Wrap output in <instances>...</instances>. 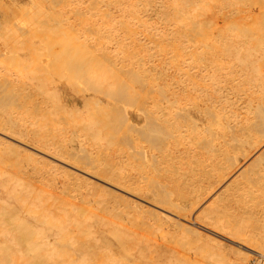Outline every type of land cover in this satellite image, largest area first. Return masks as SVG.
Masks as SVG:
<instances>
[{
	"label": "bare ground",
	"instance_id": "bare-ground-1",
	"mask_svg": "<svg viewBox=\"0 0 264 264\" xmlns=\"http://www.w3.org/2000/svg\"><path fill=\"white\" fill-rule=\"evenodd\" d=\"M55 1L58 2L60 0H55ZM65 1L66 0H64V1L61 0L60 2H58L57 3L58 8L55 5L56 6L55 9L57 8V10L59 11L60 10L59 7L64 6V5L66 8L67 6H66ZM103 1L104 2L102 4V6H100L102 3V2L99 3L100 0H90L89 1L90 7L95 8V6H96V10L94 8H91L92 10L90 9V11L94 10L95 12L94 11L93 12L88 11L89 13L85 12L84 14H86V15H84L82 17H79V13L81 15L82 12H84V10L80 11V9H79V11H78L79 13L75 12L76 14L78 13V17H79V18H77L79 20L78 22L82 23V27L84 29H85V27H87L88 30L86 29V31L89 32L91 30L90 33L91 32L95 33V32H97V30H99V28H95V17H96V15L99 14L100 16H102L101 19H103V20L105 19V21H104L105 26L102 25L103 29H104L103 31H105L103 33H105V34L101 33L99 36V40L109 37V36H107L108 35L107 32L110 30L108 25L110 23H112L111 21L116 20L118 23V20L120 19L119 22H123V21H121L122 16L123 17L128 16L129 18L133 17V19H135L134 17L138 18L137 16H139V18H140V14H138V11L141 8H144L146 6L150 7V8L151 7L152 8L158 7L157 8L158 11L156 10V12H158V14H159L158 17L167 18V19H170L171 21L174 20L176 22L181 23L178 27L189 28L188 31L191 34L187 40V45H184V46L186 48L189 47L190 50H189V53L185 52V54H190L193 57H196L204 66H210L211 64H213L217 68V70H218V68L227 69L229 71V75H231L232 79L236 81L234 84L235 90L233 92V97L231 99H227L226 97L224 98V96H221L220 97L221 101H219L220 102L219 106H215L218 102V100L216 101V98H218V91H219L218 86L223 81V77H222L221 73L217 70L212 72V74L210 76L209 83L203 84V85L194 84L195 82L192 83V80H194L195 75L188 74L186 71H184L185 79L182 80L180 83V87H181L180 92H181V94L184 95V98H185L183 103L180 101L179 102L176 101L177 100L176 98L170 97L173 94L172 91L169 88H166V86H162V84L164 83L163 74L161 77L162 79H160V80H157L158 79L157 77L159 75L157 77H155L156 76L155 75L154 76L155 79L157 78L155 81L154 77H152V75L154 73H152V75L150 76L151 77L150 79H152L154 82L152 80L149 81V78H148L149 76L146 73L147 69L144 66L145 63H143L142 61H141L143 63L142 65L137 64V66H132L131 69H134L136 67L141 68L140 69L141 73H138V72H135V73H138V75L136 74L138 77L140 76V74L143 75V73H144V76H141L140 79L137 77L138 79H136L135 82H134V80H135L134 77L136 75H133V74H132V76H134L133 80H132V77H130L131 75L127 76L128 78L129 77L131 78V79H129L130 81L128 83L125 82V80L122 78H121V80H119V82L122 83V85H120L119 88H122L123 85H124V87H127V85L129 84L128 85L129 88L127 87V90L129 89V92L134 90V88H131V85L134 87L133 84H135V83H137V85H138V84H142V82H144V81H145V83L147 82L146 84H142V86H141L142 88L141 87L139 88L140 85L137 87V88H139V91H138V89H135L133 91V93L132 92L129 93L126 91L129 95L131 94L130 95L131 97L128 98L130 102H131V100H133V99H131L132 96L134 97V95L138 94V92H140L141 89H142L141 92L144 91L142 98H140L139 100H138V98H136L137 100H134L135 102L134 101L132 102V103H135L134 104L135 106H137L134 109V114H135L136 118L138 119V121H139V119L141 120V123L136 122V124L137 125L141 124V126L144 125L145 127L148 126V131L151 132L152 134H156L154 137H157V134L158 135L160 134L155 129L160 125H163L169 131V135L167 136V139L164 140V142H163V145L166 148H168L167 153L165 152V154H167L166 159L163 160V162L167 161V159L170 158L169 162L170 163L172 162L171 164H173V161L175 159H177L176 165H178V167H180L179 164L181 162L184 163L183 161H185V160H182L184 158L183 155H185V156L187 155L186 157L191 155V156H189L190 158L193 157L192 155H197V157L199 156L200 159L203 158L200 161V159L195 156L199 160L198 163L200 162V164L199 165L197 164L198 168H197L196 164L195 165L192 164L193 166H196L195 170L196 169L197 170L194 173L190 172L193 174L192 176H200L203 180L201 179L199 181V179H197L196 177L195 178L193 177L194 180H193V182L191 181L192 183L191 182L190 183L191 184L194 183L193 184L194 186H192V185L190 186V183H187L188 184L187 187L186 186L183 187L182 185L177 184L176 188L180 189V193H178V194H173L171 191L170 192L169 191L163 192L158 188V186H159L158 184H157V186L156 185L154 186L155 188H152V189L146 188L147 190L146 189L137 190V188H134V190L136 189V192L140 191L139 193L138 192L137 193L141 194V196H138V194L135 192V195H137L135 197H140V198H138L139 200L131 201V200H129V197L127 198V196H126V198L128 199L127 201H129V206H127L128 208L125 207L126 210H124L122 213L120 212V210L116 211L115 213L111 214V216H109V218H107V220H105V219L104 220H98V219L95 220V219H93V217L89 216L90 218L88 217V219L82 221V220H79L80 215H76L75 218L79 222H78V224L76 222L77 228L76 229L74 228V229L77 230V234H79V237L81 238V240H80V239H78L79 237H77V239L75 238L74 233H73L74 235H71L72 232L70 233V230L66 231L67 225L59 224V219L54 218L50 214L45 215V216L40 217V218L39 217L38 218H33V217L29 218L27 216L28 217L27 222L26 221H22V222L11 221L10 220L11 216L14 213L21 211V209L19 211V208L17 207V204L15 203V201L18 202V200L20 198H23L20 201L27 200V198L33 197V194H32V196H30V193L28 191L19 190L15 186L16 183H15V176L14 175H18V174H16V172H13L11 170V172L7 171V173H2L0 171V183L2 184V190H0V240H1L2 244L6 243L7 246H9V248H11V250H8V252H3V251L0 252V256L2 255L0 257V264H64V263L65 264H76V263L77 264L78 263L79 264H88L89 262H85V260L88 259L89 255L92 254L93 251H96V250H99L102 248H105V250H107L106 251L107 254L105 255V258H103L104 262H107V264H137V262L135 260V257H136L135 255L139 251H138V248L136 247V243L133 240L128 239L126 237H123L121 235H119L118 237L113 236V238H112L111 236L104 235V233H108V231L109 232L110 231L122 232L126 228H129L130 224L128 223L127 220H128L130 215H137L138 217L142 218V221L150 220V215H152V216H155V218H158L160 220H164L165 223H169V224H172L176 227L183 228L187 231L191 230L190 232H194V231H192L193 227L188 224V223H190V221L188 222V220L186 218H188L187 217L188 215H191V214H189L191 211L190 209H192L193 206L197 203L195 201H198V199L201 198V196H202V194H200V190L196 189L197 188L196 186H199L200 187L199 189H201V188L204 189L205 186L204 187L200 186V185H203L204 178H206L207 183L210 184V182H211V184H212L214 182V183H216V184H214V186H216L220 181H222L226 177L227 174L232 172L238 165L240 166L241 159H244V160L247 159L248 160L250 158L249 156H252V158H251L252 160H248L250 162L248 163V161H247L248 165H246L243 170L241 169L242 171L240 172V173L250 174V171H251L250 168L252 166H254L256 161L259 160V162H260L262 160L261 157H264V0H103ZM19 2H23V3L17 4ZM62 2H65V4L63 3L64 5H60ZM17 3H15V1H13V0H9V3H6V2L0 0V58H1L0 64L3 65V67L6 69L8 75L10 76V79L9 78L5 79L2 77L0 79V82H2L3 84L1 83L0 85H2L3 88L5 87V91L7 92V94H9L11 92V88H8V87H12V86H16V85L19 86V87H16L19 89L18 91H20L21 90L20 88H22L23 86H25V87L27 86L26 88H28L30 86V88H31L32 85L30 83H29L30 84L29 85L28 82L31 81L33 83L34 79L36 81V79L38 80L39 78L42 80L41 76H43V75H41V76H39V75L40 74L45 75V73H39V71L43 69L42 71H45L46 73H48V74H46L47 78H45V81L43 80L44 82L43 81H41V82L36 81L38 83H35L34 85L37 88H32V89H41V88L43 89L44 88L43 92H46L45 96L46 95L47 96L44 97L42 94L43 92L40 91L41 94L40 93L36 94V92H35V95L31 94V96L33 95L32 96L33 98H31V96L29 94V96L31 98L30 99V98H28L29 96H27V93L25 94V92H23L24 95L22 94V91H24L23 88H25V87L22 88L21 93H19L17 91V89L15 88L17 93L15 90H14L15 94H14V92H11V93L14 96L18 95V96H16L17 98H12V96H10L11 97L10 103L6 104L4 109H2V107L0 106V132H1L0 134H2V132H3L5 137L6 136L8 138L11 137L13 140H15L17 143H19V145H21V144L28 145V146L30 145V147H32L33 149L36 148V150L40 151V153L41 152L43 153L42 150L45 149V151L50 152V154H49L50 156L58 157L57 160H59L62 163L65 160L69 161V159L71 157H78L79 156L78 157V163L75 160V162L77 164H80L79 162H82V164L87 165L89 167V169H91L92 167L99 169L101 162H103V165L108 163V161H106V159H105V161L103 159H101V157L98 154L100 151L97 150L94 153L92 152L93 153L92 154L91 151L88 150L90 153L88 152L85 155L78 154V156H77V153H75V154H73V156L68 157V153L66 154V151L62 150L61 147L58 145V143H59L58 140H57L58 143H56L57 142L55 140L56 137L54 136L56 134L55 131H54L55 134L51 133V134H53L52 135L53 139H51V136H49L51 134L45 135V133L49 129L48 127H46V129H44L45 128L44 124H48V123H45L48 121V117L46 115V120H44V122H43L42 118L45 116L44 114H47V112H45L47 110V108L44 107L45 110L43 109V111H40L39 106H38V109H37V106H35L34 101H37L38 98H36L34 96L38 97V95L39 96L42 95L44 97V99L46 98L45 100L44 99L41 100L43 97L42 98L40 97L41 99L39 100V102L42 101L43 103H45L44 101L47 100V97H49V99L51 98L50 102H49L51 104V106H53V109L51 110V112H53V110L55 113L58 111L56 114L54 112L51 114H55L53 116H56V117L59 114V116H61V118L60 117L59 118L62 121L67 119V118L64 119V116H65L64 113H66L68 115V118H70V116L75 118L73 115L79 114L81 116V118H80V116L79 117L76 116L78 120L85 119V123H84V126L82 127V130H83V134L85 135L87 140L89 138L91 140V141L89 140V142H94V144L101 145L102 144L101 142H103V141L100 140V137L103 135H106V133H107L106 131L114 132L116 130L115 127L118 126V123L115 122L116 121L115 119H112V120H115L114 121L115 125L113 127H112V124L110 122H108V119L110 117L108 115V110L111 107H107L105 105V103L106 102L108 103L109 101H111L114 104V102H116L114 104V106H115L116 104H119V101L122 102L125 100V99L124 100L122 99L123 96L128 97V95H124L125 91H124L123 95H121V97L119 96L122 100H118V98L112 96L113 95V91H112L113 89L112 88L115 84L117 71H120L119 73H122L123 75L126 76V75H128L126 73L128 70L127 71L124 70L123 67H117L115 64H111V63L108 64L107 61L109 58H108V56H105L103 50L100 52H97V53H95V51H94V53H92V52H90V50L88 52L89 48L94 47V44L89 42V39H91V38L88 39V37H90L91 34H90V36H88L86 38L85 34L89 35V33L86 32L84 29H82V27L77 25L78 26V29H77L75 26L73 27V25H70L71 24L70 20L72 19V17L70 19L68 15L74 11L72 8H69L70 6L68 7L69 9L66 8V10H65V11L68 10L67 11L68 14L64 11V13L67 16L62 13L64 10L63 7H60L61 8L60 13L58 11H55V9H54L55 14L51 13L52 11L49 12V13L53 14L54 19H52V17H50V18L47 17L46 15H50V14L49 13L45 14L44 12H42L43 10L41 11V9L35 10L36 13H35V11H33L34 13L31 12L30 17L28 18L30 20H27V22H26L27 24H30V26L29 25L26 26L27 24H25V21L27 19V17H26L27 14L24 13L23 11L26 10V12H27L29 10V8L25 9V7L27 5L24 6L25 4H27V2H25V0H20V1H17ZM31 3H32V5H34L36 7L39 5L41 6V3L39 4V0H31ZM6 4H7V6H6ZM8 4H9V6H8ZM95 4H98L100 7H98V5H95ZM141 4H144L145 6H143ZM123 5H126V7H123ZM140 5H141V7H140ZM40 6L38 8H41ZM20 7H21V9H20ZM77 7L78 6L76 5V8ZM76 8H74V9L76 10ZM115 8L117 10H114ZM18 10H23L21 12H23L24 14L21 13V15H20V12ZM144 10H147V9L144 8ZM147 11H149V8ZM115 12H117L118 14H115ZM41 13H42V15L40 16V20H38L39 16H37V15H40ZM87 13L89 14V17L87 16L88 15ZM153 13H155V10L153 11ZM76 14H73V15H76ZM34 15H35V17H33ZM54 15L56 16V18ZM43 16L44 17L46 16L47 19H52L53 21H56V29H57V30L54 29L55 27H53V28L50 27V29L54 31V34H52L53 32L50 31L49 28L44 29L45 32L48 30L47 34L50 32L49 36L44 32V30H43V32H41V34H46V37L48 36L47 39L49 38L48 39L49 41H48L45 39V36L43 35L44 41L46 40L45 43L43 42L41 36H39L40 34H38L40 32L39 30L41 28H43V25H44L43 24L44 22L42 20ZM148 16H150V15H148ZM24 17H26V18H24ZM117 18H119V19H117ZM45 19L46 18H44V20ZM66 19H68L69 23L66 22ZM106 19L107 20L109 19L110 23L109 22L107 23ZM128 19H127V17H126V20H125V18H123V20H125V21L123 22L124 24L123 23L121 24V26L123 25V27H125L127 25L126 26V33L129 34V33H132V31H130V30H133L134 27L131 25L132 24L131 22H130V24H127ZM133 19H131V20L129 19V20L132 21ZM81 21H84L86 23L81 22ZM116 21H114V22H116ZM37 22H39L40 24L38 23V25H37ZM168 22H169V20H168ZM170 23H172V22H170ZM83 24H86V26H83ZM87 24H88V26H87ZM31 25H33V26L31 27ZM130 25L132 26L133 29H130V27H131ZM44 26H47V25H44ZM53 26H55V25H53ZM89 26H90V28H89ZM36 27H38V28H36ZM79 27L81 28V30H84L85 33H82L79 30L80 29ZM107 28H109L108 31H107ZM182 28H180V29H182ZM166 31H168V30L166 29ZM166 31H165V33L168 36L167 33L169 31L168 32H166ZM133 32H134V30H133ZM175 33H176V31H175ZM163 34L164 33H162V36L164 37L165 34L164 35ZM179 34H181V31L179 32ZM104 35H106V36H104ZM166 35H165V37H166ZM169 36H172V34H169ZM51 37H53V38H51ZM38 38H40V39H38ZM159 38H160V34L156 38L151 37L150 38L151 40H149V42L154 43V39L160 40ZM171 38H174V40H176L177 35L174 37H171ZM164 40H165V38H164ZM168 41L166 40L167 45H169ZM177 42H179V41H177ZM182 44L183 43H181V45ZM185 44H186V42H185ZM126 45L128 46V44H126ZM152 47H156V46H154V45L153 46H146L145 44L131 41L129 43V48H131V50L133 52L130 49L127 50V47H125V48L129 52V54H131V52L133 54L134 53L139 54V52L145 51V50H146V52L147 51L150 52V49L151 50L153 49ZM119 48L123 53L124 52L127 53V51L124 49L123 44H121ZM198 48L201 49V53L196 54L195 51ZM147 49H149V50H147ZM50 51H52V52H50ZM60 53L61 54L65 53V55L63 54L61 56ZM50 54L51 55L57 54L56 56L52 55V58H54L55 62L50 61V60H53L52 58L50 59V56H51ZM140 54H142V53H140ZM174 58H172V59H174ZM178 59H179V57H178ZM48 60H49V62H48ZM183 64H184V62L182 61V64H181L182 67H180V68L185 67V66H183ZM80 65H83V68L84 67L86 68V69H84L85 71L83 70V68L77 67ZM179 65H180V63L178 64V67H179ZM76 67L79 70L81 69L80 71H82L83 74L79 71L80 73H78L76 75V73H75ZM120 68H122V69H120ZM64 72L69 73V74H63V75H65L66 84L68 85L67 91L60 89L56 84V82L61 80L60 77H64V76H62V73H64ZM76 72H78V71H76ZM84 72H85V75H84ZM80 74L84 75V77ZM123 75H119V76L122 77ZM81 76L83 77L85 82H82ZM145 77H146V79L147 78L148 79L143 80V79H145ZM56 78L58 80H56ZM79 78H80V80H79ZM87 78H88V80H87ZM141 78L143 81H141ZM159 78H160V76H159ZM138 80H140L141 83ZM226 80H228V79L226 78ZM49 82H50V84H49ZM4 83H6V84H4ZM40 83H41V85H40ZM123 83H125V84H123ZM130 83H132V84H130ZM191 83H192V85H190ZM14 84H16V85H14ZM76 86H78V88ZM75 87H76L78 93L76 92ZM80 87H82V88H80ZM135 87H136V85H135ZM0 88H2V87H0ZM3 88H2V90H3ZM123 88H122V90L125 89V88L124 89ZM32 89H31L30 93L33 91ZM26 90L27 89H25V91ZM122 90L120 89L119 91L122 92ZM119 91H117V92H119ZM135 91H138V92L136 93ZM206 93H208L209 95L204 96ZM118 94L116 93V95H118ZM77 95L83 104H82V106L78 105L77 107L76 106L74 107V105H76V103L73 104V102H76ZM66 96H70V99L66 98ZM139 96H140V94L136 95V97H139ZM34 98H36V100ZM128 99L126 98L125 101L127 102ZM69 100H70V102L72 101V104H73L72 107L71 106L69 107V104H68ZM209 100H210V102L211 101L215 102L214 105L212 106L213 109L210 111V107H207L206 110L203 111V105H206V102ZM28 102H31V104H33V106L36 107V110L34 109L35 107L32 108L31 105H30V107L27 106ZM43 103H41V104H43ZM49 103H47V104L49 105ZM136 103H137V105H136ZM125 104L123 105V109H125V107H124ZM70 105H71V103H70ZM129 105L130 104L127 105V108ZM130 106H132V109H133L134 106L133 105H130ZM130 106H129V108H130ZM27 107L33 109V111H32V109L31 110L28 109V111L29 110H30V112L35 111V113H34L35 115L32 114V115H34V118L36 117V112H39V111L41 113H43V115H44L42 117V114L41 115H40V113L37 114L41 117V119H40V117L37 118L38 116L36 117V119H38V120L40 119L41 123L43 122V124L39 123L40 121L38 122V125H40V124L42 125V126L41 125L39 126L40 127L39 129L37 128L38 131L35 130L36 128L34 129V127H33V129H34L33 130V132H34L33 136L28 134V131H29L28 129L30 127L32 128V126L35 124H32L31 119H30L31 120L30 123L32 126L29 125L30 123L29 124L27 123V121H29V118L27 119L26 117L30 114L27 111ZM41 107L42 106L40 105V109L42 110ZM118 107H119V105L117 106V108ZM216 107H219V108L216 110ZM120 108H121V106H120ZM24 109H26V111H27V112L25 111L26 113L23 112ZM121 109H120V111H121ZM19 110H21L22 112H19ZM48 111H50V110H48ZM59 111H61V114L62 113L63 114L61 115ZM2 112H4V113H2ZM132 112H133V110H131V109H130V111H128L126 109L124 112H122V117L124 118V120L128 124H132L131 122L133 120L130 117V114L132 115ZM32 115L30 114L29 116H32ZM48 115L50 118L49 112H48ZM56 117L53 118L54 124H56L55 122L57 120L60 121V119L56 118ZM65 117H67V116H65ZM34 118H32V119H34ZM34 121L35 120H33V122ZM51 121H53V120H51ZM51 121H50V123H52ZM75 121H77V120L73 119L72 122L64 121L62 123H64V124L66 123L67 126L70 125L71 123H73V126L68 127V128H74L75 127L74 125H76V124H74ZM117 121H118V119H117ZM67 122H70V123L68 124ZM27 124L29 126H27ZM120 124H121V122L119 123V126L121 128L118 126L116 131H118L119 130L118 128H120V129H122V131L127 133L129 128H126V126H124L125 129H123V125L121 124L122 125L121 126ZM38 125H35V127ZM57 125H58V123H57ZM64 126L65 125L62 124L61 127L62 128L67 127V126H65V127ZM42 127H43V129H42ZM107 127H109V128H107ZM188 127L190 130L194 129V130H198L201 132L204 131L203 132L204 134L196 131L199 134H203L202 138L200 137L196 141H195L194 137L191 139V135L195 136V135H193V133L196 134L193 131L192 134L191 133L189 134L190 137L184 136L185 137L184 139L186 140V144H183L182 142H180L181 135L179 133L181 132V129L184 128L186 130V129H188ZM111 129H113L114 131ZM190 130H189V132H190ZM42 131L44 133H41ZM116 131H115V133H116ZM119 131L121 132V130H119ZM119 131L117 132L118 134L120 133ZM206 131L209 132V135H207L208 133ZM51 132H53V131H51ZM40 133L45 135V141L48 138H49L48 140L51 139V140H53V142L55 140L54 145L56 144V146L52 145L53 144L52 141L50 142L47 140L50 144L52 143L51 145L47 141L46 142L43 141L44 135H40ZM48 133H50V132H48ZM151 133H150V135H152ZM108 134H110V133H108ZM205 134H206V136H204ZM42 136H43V138H42ZM46 136H48V137L46 138ZM198 136L199 135L197 134L196 137H198ZM27 137H28V139H27ZM59 137H60V135H59ZM168 137H170V139H168ZM7 141H8L7 139L5 140V139H2L0 137V162L1 161L2 162L3 161L8 162V161L13 160V158L10 156H8L4 160L1 159V157L4 155V153H6L5 150L2 149L1 147L4 146V144L5 145L8 144ZM8 142H10V141H8ZM175 142H177L179 145ZM106 143L108 144L107 140H106ZM10 144L13 145L14 142L11 141ZM172 144L175 146L178 145V147H180V145H182L181 146L182 148L179 150V152L173 153L172 148H174V147L172 146ZM19 145H16V147L15 146H13V147L16 149H17V146L22 147ZM57 145L60 147L59 149H58ZM109 145H110V143H109ZM261 145H262V148L260 147ZM175 149H176V147H175ZM25 151H26V148H25ZM81 151H84V150H81ZM174 151H176V150H174ZM30 153L32 154V152H30ZM186 157H185V159H187ZM195 157H193V158H195ZM52 158H54V157H52ZM197 159H195L194 161H197ZM137 160H141L142 161V162L140 161L141 163H145V161L148 160V156L147 155H143V156L138 155ZM202 161L203 162L205 161V163H203ZM7 162H6V164H7ZM259 162L256 164V165H258L257 167H259V169H257L258 171L255 169L256 166H254L252 169V172L254 175V176L252 175L253 176L251 178L252 181L249 178V181H251V183L254 185V187H251V189H252L251 195L248 198L245 197V199L247 198L246 200L249 201L248 202L249 205H245V208H244V212H246L248 215L247 218H250L249 216L254 217L257 215L264 216V159L260 162V164L262 163L261 165L259 164ZM10 163H11V165H13L12 162H10ZM75 164H73V165H75ZM108 164L105 165L106 169L104 168V171H102V173H104V174L106 173L107 177L110 176L109 180H112L113 182H117L118 184L120 183V184L126 185L127 184L126 182L128 180L127 178L130 179V177L128 175L129 172L128 173H127V171L124 172L122 167L120 169L119 168L117 169L116 164H114V166L112 165L113 168H108L107 166L111 165V164L110 165H108ZM56 165H57V163H56ZM56 165H54V166H56ZM147 165H145V166H147ZM242 165H243V163L241 164V166ZM81 166H83V165H81ZM145 166L142 168L145 169ZM170 166H172V165H170ZM243 166L241 168H243ZM12 167H14V166H12ZM77 167L75 166V167H73V169L78 170L79 168H77ZM101 167H102V164H101ZM152 167H148V168H152ZM1 168H2V166H1ZM148 168H146V169H148ZM175 168H177V166L173 167L174 171H176ZM98 169L95 172H98L101 168L99 170ZM178 169H181V168H177V171H178ZM254 169L256 172L253 171ZM101 170H103V168ZM105 170H106V172H105ZM181 170H179V171H181ZM189 170L192 171L193 168H189ZM248 170H250V171L248 172ZM15 171H18V170H15ZM141 171L144 172L143 170H141ZM148 171L149 170H146L144 172V174L145 175L149 174ZM174 171L169 172V174L172 173V175L174 176V174H175ZM185 171H183V173H182L183 175L188 172L187 169ZM136 172L138 174V171H136ZM173 172H174V174H173ZM86 173H88V172H86ZM121 173H122V175L123 174L125 175L127 173V177H125L124 175L122 176ZM169 174H167V175L170 176ZM182 174H179V176L182 177L183 176ZM99 175H100V173H99ZM102 175H100V176H102ZM135 175H136V173H135ZM172 175L170 177L171 181L175 182V181L180 180V177L179 178L177 177L178 178L177 179L176 177L174 178ZM242 175H244V174H242ZM133 176H131V177L134 178ZM142 176H144V175H142ZM192 176H189V177L192 178ZM258 176H261V178H262L260 181H257V179L260 178V177L258 178ZM247 177H250V176L248 175ZM19 178H22V177L20 176ZM74 179L77 180L76 177H74ZM139 179H141L140 176H139ZM186 181L187 180L181 181V183L185 182V184H186ZM261 181L263 182V184L261 183ZM154 182H155V180H154ZM238 182H240V181H238ZM128 183L130 184L131 182H128ZM137 183L138 184L140 183L139 180L137 181ZM177 183H179V181ZM245 183H247V182H245ZM257 183H259V184H257ZM127 186H129V185H127ZM236 186H234V189L232 188L234 190L233 191L234 193H231V194H232V196L238 195L240 198V195H241L240 193L246 192L245 190L243 191V189H246V188H243V187H245V185L243 187H241V184H239V183H238L237 188L235 189ZM248 186H251V185H248ZM123 187L126 188L125 186H123ZM129 187H131V185ZM129 187H127V188H129ZM229 187H231V186H228V188ZM212 188H214V187H212ZM241 188H242V190H241ZM203 189H201V190H203ZM184 190L188 193L187 195L185 194ZM129 191L130 190H128V192ZM132 191L133 190L131 189L130 194L132 193ZM246 193H248V192H246ZM132 195H134V194H132ZM13 196H16V197L13 199ZM228 198H229V196H227V199ZM239 198H238V200H240ZM130 199H132V198H130ZM245 199H242V196H241V201H243ZM144 202L154 206V208L152 207L153 209L152 208L146 209L150 205L145 207L146 204H144ZM26 204H27V202H26ZM211 207H212V205H211ZM24 208L26 211L28 210V213L34 212V211H32L34 209L33 205H30V207H29V205H25ZM215 209H217V208H215ZM238 209H237V211H238ZM218 211H219L218 209L215 210L216 215L219 213ZM226 211L227 210H222V213H223V215H221L222 217L217 216L218 217L217 218L216 215H213V218H212L210 215V212H212V213H214V212L211 208V211H208L210 217L209 216L207 217V215L205 214L206 215L205 219H206V221L209 219L212 222V220L215 221V219H214V216H215L217 218L216 219V226L219 227V228H216V226L213 225V224H215V222L213 221L214 223L212 225L215 227V229H217V230L221 229L224 232L226 231L225 233L226 234L228 233L227 235L230 234V236H234L235 238L242 241V243L245 244L244 246H247V249H250L251 251L257 253V254H254V253L250 252L249 250L243 251L241 249L243 252L242 251H241L242 253L237 252L238 256L234 259L233 264H247V262H248L247 254L256 256L264 264V225H262L260 227L259 231H255V232L249 231L248 232L246 230V222H248L247 218L246 219H240L238 221H235L233 219L231 220L230 216L227 217V215L229 213H227ZM146 212L148 213L147 216L142 217V214L146 213ZM200 214H201V212H200ZM224 214H225V216H224ZM92 216H94V215H92ZM4 217L9 219L10 223H8V221H7V223H5L4 220L2 219ZM182 220H184V221H182ZM209 220H208V224H209ZM28 221L29 222L30 221H34V222L37 221L39 223L38 227L35 229L29 228ZM139 221H136L135 225H131V226H133L135 228L139 227V225H140ZM157 221H159V220H157ZM201 221H203V220H201ZM141 223L143 224V222H141ZM169 224H166V225H169ZM55 225H57L58 227L56 229H53V226H55ZM76 225H74V226H76ZM210 227H212V226H210ZM214 227H213V229H214ZM50 230H51V232H49ZM196 231H199V230H197V228H196ZM202 231H201V233H202ZM58 234H60V235H58ZM199 235L201 236V234H199ZM57 236H59V238L56 239ZM67 236H69V237H67ZM52 237H55V238L50 242L49 240ZM65 237H67V239H65ZM206 237H207V235H206ZM84 239H87V240H84ZM230 239L233 240V238H230ZM19 240H22V241H19ZM207 240H209V239H207ZM217 241H218V239H217ZM236 242H237V240H236ZM113 252L124 254V256L122 258H124L125 260L117 259L118 260L117 261L114 259H112V260L109 259L108 256L114 254ZM199 252H200V250H199ZM14 256L21 257L20 258L21 260L20 261L13 260ZM168 259H163L162 263L160 262L158 264H163L164 260H165L164 263L170 264L172 260H171V258H168ZM260 260L257 263H261ZM168 261H170V262L168 263ZM200 262H201L200 258L192 257L191 261L188 263H185V264H200ZM218 262L219 261H217L216 264H220ZM89 264H92V263H89ZM171 264H174V263H171Z\"/></svg>",
	"mask_w": 264,
	"mask_h": 264
},
{
	"label": "rangeland",
	"instance_id": "rangeland-1",
	"mask_svg": "<svg viewBox=\"0 0 264 264\" xmlns=\"http://www.w3.org/2000/svg\"><path fill=\"white\" fill-rule=\"evenodd\" d=\"M1 1H4L6 3H9V0H1ZM13 1H15V3H17V1H20V0H13ZM60 1H58V2H60ZM89 1L90 0H66L65 1L66 2V6H67L66 8L67 9L72 8L74 10V11L72 10L73 12L71 11L72 13L69 12L70 14L68 15L70 19L72 17V19L70 20V23H71L70 25H73V27L75 26L77 29H78V26L77 25H79L80 27H82V23L78 22L79 20L77 18L86 15V14H84L85 12H88V11L89 12H93L94 11V10L93 11H90V9L91 8H94V7H90V2ZM25 2H27V4H25L24 6H26V5L28 6V7L26 6L27 8L25 7V9H28L29 8V10L27 12H26V10L25 11L18 10L20 12V15L23 12L27 14V16H26L27 19L25 21V24H27L26 23L27 20H30L28 18L30 17L31 12H33L35 10H38V9H41V11L43 10L42 12H44L45 14H47V13H49L51 11H52L51 13H54L55 14L54 9L58 5L57 4L58 2L55 1V0H39V4L41 3V6L40 5L39 6L41 8H38L39 6L36 7V6L32 5L31 0H25ZM65 2H62L61 4L60 3L59 4L60 5H64ZM103 2H104L103 0H100V2H99V3H101L100 6H102ZM21 3H23V2H19L17 4H21ZM98 4H95V5H98ZM76 5L78 6L77 7L78 9L76 8ZM141 5L145 6L144 4H141ZM141 5H140V7H141ZM6 6H7V4H6ZM8 6H9V4H8ZM100 6L98 5V7H100ZM60 7H63L64 10H63V12L62 11L61 12L63 14H65L64 13V11L66 10L65 5L64 6H60ZM60 7H59V9L61 10ZM123 7H126V5H123ZM146 7H144V8L147 9V10L149 8V11L144 10V8H141L138 11V14H140V18H139V16H137L138 18L134 17L135 19H133V17L132 18H129L128 16H126L127 19L128 18L130 20L133 19L132 21H130L128 19V22L129 23L126 21L127 24H130V22H131L132 23L131 25L134 27V29H133L132 26L130 25L131 26L130 29H133L134 32H133V30H130V31H132V33H129V34L126 33V26L127 25L125 27H123V25L121 26V24L126 20V17L125 16L124 17L122 16L121 21H123V22H119V20H120L119 18L120 17L117 18V19H119L118 20V23H117L116 20H114L116 22L111 21L112 23H110L109 22L110 20L109 19L108 20L106 19V22L107 23L108 22L110 23L108 25L109 28H110V30H109V28H107V31L109 30L107 32L108 33L107 36H109V37L108 38L101 39V40H99V36H100L101 33L105 32V31H103L104 29H103V26H102V25L105 26V24H104L105 19L104 20L101 19L102 16H100L99 14L96 15V17H95V28H99V30H97V32H95V33H92L91 32L90 33L91 30L88 32V31H86L87 27H85V29L82 27V29H84L86 32L89 33V35L88 34H85L86 38L88 36H90V34H91V36L88 37V39L91 38V39H89V42H91L92 44H94V47L89 48L88 49V52L90 50V52H92V53H94V51H95V53H97V52H100V51L103 50L105 56H108V58H109L108 61H107L108 64L109 63L115 64L117 67H123L124 70H126V71L128 70L126 72L128 75H126V76L123 75L122 73H119L120 71H117V75H116V79H115V84H114V86L112 88L113 89L112 90L113 91V95L112 96L118 98V100H122V99L123 100L124 99L126 100V98L128 99V98L131 97L130 96L131 94L129 95L127 93V92H129V89L127 90V87H128L129 84L127 85V87H124V85H123V87L126 90L123 87L122 88L124 90H122V88H119L120 85H122V83L119 82V80H121V78H122L127 83L130 81L129 80V79H131L130 77H132V80H133V77L134 76H132V74L133 75H136V74L138 75V73H141V71H140L141 68L136 67L134 69H131V67L132 66H137V64H141L142 65L143 63H145L146 65L144 64V66L147 69L146 70V73L149 76L148 77L149 78V81L152 80V79H150L151 78L150 76L152 75V73H154L152 75V77H154L155 75H156L155 77H157L158 75L160 76V78H159V76L157 77L158 79L156 78L157 80L162 79L161 77H162V74H163L164 83L162 84V86H166V88H169L172 91L173 94L172 95L170 94L171 95L170 97L176 98L177 99L176 101H178V102L180 101V102L183 103L184 100H185V98H184V95L181 94V92H180V90H181L180 83H181L182 80L185 79L184 71H186L188 74L195 75L194 76V80H192V83L195 82L194 84L203 85V84L209 83L210 76H211L212 72H214L215 70H217V68L213 64H211L210 66H204L196 57H193L190 54H185V52L189 53V50H190L189 47L186 48L184 46V45H187V40H188V38L190 37V34H191L188 31L189 28L178 27L181 23L176 22L174 20L171 21L170 19H167V18L158 17L159 14H158V12H156V10H157L158 7H154V8L151 7L152 9L150 7H147V8ZM57 8H58V6H57ZM57 8L55 9V11H58ZM74 8H76L77 11ZM20 9H21V7H20ZM79 9H80V11H83L84 10V12H82L83 15L82 14L80 15V13L78 12ZM94 9L96 10V6H95ZM60 10L58 11L59 13H60ZM114 10H117V9L115 8ZM154 10H155V13H153ZM21 11H23V12H21ZM67 11H65V12L68 14ZM75 12H78L79 13V17H78V13L76 14ZM35 13H36V11H35ZM51 13H49L50 15H46V16L49 17V18L52 17V19H54L53 18V14H51ZM73 14H76V15H73ZM115 14H118V13L115 12ZM147 14L150 15V16H148ZM41 15H42V13L40 15H37V16H39V19L38 20H40V16ZM46 16L45 17L43 16V19L42 20L44 22L43 24L44 25H47L48 27L43 25V28H41V27H40L41 29L39 28L40 29L39 30L40 32L38 33V34H40L39 36H41V38H42V40H43L44 43H45L46 40L49 39V38L47 39V37L50 35L49 34L50 32L47 34L48 30L45 32L44 29H47V28L50 29V27L51 28L55 27L54 29H56V21H53L52 19H47ZM87 16L89 17V14ZM26 17H24V18H26ZM33 17H35V15ZM44 18H46L47 20L45 19L46 20L45 21ZM55 18H56V16H55ZM123 18H125V20H123ZM168 20H169V22H168ZM39 22H37V25H38ZM66 22H68V19H66ZM81 22H84V21H81ZM170 22H172V23H170ZM84 23H86V22H84ZM28 25L30 26V24H27L26 26H28ZM53 25H55V26H53ZM32 26L33 25H31V27ZM83 26H86V24H83ZM87 26H88V24H87ZM36 28H38V27H36ZM89 28H90V26H89ZM180 28H182V29H180ZM166 29L169 32L166 31ZM43 30L48 35L47 37H46V34H41V32H43ZM79 30L82 33H85V31L84 30H81V28ZM50 31H52L53 32L52 34H54V31L53 30L50 29ZM165 31L168 32L167 33L168 36H169V34H172V36H169L168 37L166 35ZM175 31H176L177 34L175 33ZM180 31H181V34H179ZM162 33H164L166 35V37H165L164 34H163L164 35V37H163L162 36ZM103 34H105V33H103ZM159 34H160V38H159L160 40L154 39V43H150L149 42V40H151L150 39L151 37L156 38ZM43 35L45 36V39H46L45 41H44ZM176 35H177V39L176 40H174V38H171V37H174ZM104 36H106V35H104ZM51 38H53V37H51ZM164 38H165V40H164ZM38 39H40V38H38ZM166 40L167 41L169 40L168 41V44L170 46L167 45ZM131 41L138 42V43H142V44H145L146 46H153L154 45L156 47H152L153 49L152 50L150 49V52L149 51L146 52V50H145V51L139 52V54L138 53H136V54L134 53L133 54L132 53L133 51L131 50V48H129V43ZM177 41H179V42H177ZM180 42L183 43V44L181 45ZM185 42H186V44H185ZM121 44L124 45V49L125 50H126L125 47H127V50L130 49L132 51V52L130 51L131 54H129V52L127 50L126 51H127L128 54L126 52L123 53L120 50V48H119ZM126 44H128V46ZM147 50H149V49H147ZM50 52H52V51H50ZM140 53H142V54H140ZM195 53L196 54L201 53V49L198 48L195 51ZM63 54L65 55V53H63ZM63 54H61V56ZM52 55H54V54H52ZM52 55L50 56V59L52 58ZM56 55H54V56H56ZM178 57H179V59H178ZM172 58H174V59H172ZM52 59L53 60H50L51 62L54 61V58H52ZM49 60H48V62H49ZM182 61L184 62V64H183V66H185L184 68H180V67H182V65H181L182 64ZM179 63H180V65L178 67V64ZM80 66H77V67L83 68V65H80ZM77 67H76V71H78V72L75 71L76 75L78 73H80V72L82 73V71H80L81 69L79 70ZM84 69H86V68L84 67L83 70ZM120 69H122V68H120ZM42 70H40L41 72L39 71V73H45V75L44 74H40L39 76H41V75H43V76H41L42 80L40 78L38 80L36 79V81H38V82H41L43 80L45 81V78H47L46 74H48V73H46L45 71H42ZM217 71H219L221 73V75L223 77V81L218 86V90H219L218 91V98H216V101L218 100V102H217V104L215 106H219V104H220L219 101H221V98H220L221 96H224V98L226 97L227 99H231L233 97V92L235 90L234 84L236 82L235 80L232 79L231 75H229V71L227 69H225V68H218ZM135 72H138V73H135ZM63 74H69V73H66V72L62 73V76H64V77H60L61 80L59 79L60 81L56 82V84H57V86L60 89H63L65 91H67L68 85L66 84L65 75H63ZM82 74H80V75H82ZM118 74L119 75H123V76L121 77ZM84 75H85V72H84ZM84 75H82V76L84 77ZM137 75L134 77V79H135L134 82L136 81V79H138V78L140 79L141 76H144V73H143V75L140 74L139 77ZM82 76H81L82 82H85ZM127 76H130V77L128 78ZM2 77L5 78V79L6 78H9L10 79V76L8 75L6 69L3 67L2 64H0V79ZM146 77L143 80H147L148 78L146 79ZM155 77H154V79H155ZM226 78L228 80H226ZM156 79H155V81H156ZM56 80H58V79L56 78ZM79 80H80V78H79ZM87 80H88V78H87ZM143 80L141 78V81H143ZM36 81L34 79L33 83L31 81L28 82V84L30 83L32 85L31 88L29 86L30 84L29 85L27 84L29 86L28 88H26L27 86L26 87L23 86L25 88H23L21 86L24 89V91H22V88H20L21 90L18 91L19 89L16 88V87H19V86H17L16 84H14L16 86H12V87H8V88H11V92H14V94H15V91L17 89V91L19 93H21V91H22V94H23V92H25V94L27 93V96H29V94L31 96V94H34L35 95V92H36V94L40 93V91L43 92V89L44 88L43 89L42 88L41 89H32V88H37L34 85L35 83H38ZM138 81H140V80H138ZM141 81H140V83H141ZM1 83L2 82H0V84ZM146 83H145V81L142 82V84H146ZM192 83L190 85H192ZM4 84H6V83H4ZM49 84H50V82H49ZM123 84H125V83H123ZM130 84H132V83H130ZM142 84H138L137 85V83H135V84H133L134 87L131 85V88H134V90L135 89H138V91H139V88L142 86ZM40 85H41V83H40ZM135 85H136V87H135ZM138 86H139V88H137ZM0 87L3 88L2 85H0ZM76 87L78 88V86H76ZM76 87H75V89H76ZM2 88H0V106L2 107V109H4L5 106H6V104L10 103V98H11L10 96H12V98H17L16 96H18V95L14 96L11 92H10L11 94L9 92H8L9 94H7V92L5 91V87L3 88V90H2ZM80 88H82V87H80ZM25 89H27L26 90L27 92L25 91ZM31 89L33 90L32 91L33 93L32 92L30 93ZM120 89L122 90V92L119 91ZM134 90L130 91L129 93H131V92L133 93ZM17 91H16V93H17ZM117 91H119L120 93L117 92ZM124 91H125V93H124ZM138 91H135V92L137 93ZM141 91H142V89L140 90V92H138V94H140L139 97H136V95H138V94H136V95L133 94L134 97L132 96L131 99H133V100H131V102L128 99V101L130 103L128 101L126 102L125 100L122 101V102L119 101V104H116L117 106L119 105L118 108H117L116 105H115L116 107L114 106V104L116 102H114V104L111 101H109L108 103L107 102L105 103V105L107 107H111L112 108V109L110 108L108 110V115L110 116L109 119H108V122H110L112 124V127L115 125L114 124V121L116 120L115 122L118 123V126H119V123L121 122V124L123 125V129H125L124 126H126V128H129V129H128L127 133H126V132L122 131V129H120L121 127L119 126L120 128H118V129L121 130L122 133L118 130L120 132L118 134L117 133L118 131H116L118 126L116 125L117 126V127H115L116 133H115V131L113 129H111V130H113L114 132H111L110 130H109L110 132L106 131L107 132L106 135H103V136L100 137V140L103 141V142H101L102 143L101 144L102 146L101 145L94 144V142H89V140H90L89 138L87 140V138L83 134V130H82V127L84 126V123H85V119L78 120L76 116L79 117L80 116L79 114L73 115L75 118H73L71 116H70V118H68V115L66 113H64L65 116H67V117L64 116V119L67 118L64 121H70V122H72L73 119L77 120V121L74 122V124H76V125H74L75 126L74 128H68V127L73 126V123H71L72 125L70 124V125L67 126L66 123L65 124L62 123L64 121H62L60 119L61 116H59V114L57 115V117L56 116H53L58 111L55 113L54 110H53V112L55 114H51V113H53V112H51V110L53 109V106H51V104L49 103L51 98L49 99V97H47V100L44 101L45 103H43L42 101L39 102V100L43 96L44 97L47 96V95L45 96V93L46 92H43L42 93L43 96L42 95H40V96L38 95V97L37 96H34V97L38 98L37 101H34L33 100L35 106H37V109H38V106H39V110L40 111H43V109L45 110L44 107L47 108V110L45 111V112H47V114H44L45 116L40 111L39 112H36V117L38 116L37 118L40 117L39 115H37L39 113H40V115L42 114V117L44 116L42 118L43 122H44V120H46V115L48 117V121L45 122V123H48V124H44L45 126L43 125L45 127L44 129H46V127L49 128L47 130V132L45 133V135H48V134H51V133L55 134L54 133V131H55L56 134L54 136L56 137V139L55 138L54 139L56 141L57 140L59 141V143H58V141L56 143H58V145L61 147L62 150L66 151V154L68 153V157L73 156V154H75V153H77V156H78V154L85 155L89 151H91V153L92 152L94 153V152H96L98 150V151H100L98 154L101 157V159H103L104 161L106 159V161H108V163H109V164L108 163L107 164L108 165L111 164L110 166H107L108 168H113L112 165L114 166V164H116L117 169L118 168L120 169L122 167V169L124 170V172L125 171H127V173L129 172L128 175H129L130 179L127 178L128 180L126 182L127 184L125 183L126 185L120 184V183H119L120 184L119 185L117 182H113L112 180H109L110 179V176L107 177V174L106 173L105 174L102 173V171H104V168L106 169L105 165H107V164H104L103 165V162H101L102 161L101 159H100L101 160L100 162L102 164V167H101V164H100L99 169L100 168L101 169L103 168V170H101V169L99 170L98 168H94V167H92V168L90 167L91 169H89V167L87 165L82 164V162H79V163L81 165H83V166H81L80 164H77L78 163V157L79 156L78 157H71L70 158L71 160L70 159H69V161L65 160L62 163L59 160H57L58 157L50 156L49 155L50 152L45 151V149L42 150L43 153L42 152L40 153V151H37L36 148L33 149L32 147H30V145L29 146L28 145H23V144L19 145V143H17L11 137L10 138H8L7 136L5 137V135L2 132V134H0V137L2 139H5V140L7 139L10 142L11 141L14 142V144L12 145V144H10V142L7 141V143L9 145L8 144H6V145L4 144V146L1 147L6 152L1 157V159L4 160L8 156H10V157L13 158V160L8 161V162L7 161H5V162L4 161L3 162L1 161L0 162V171L2 173H7V171L8 172H11V170L13 172H16V174H18V175H14L15 176V183H16L15 186L19 190H26V191H28L30 193V196H32V194H33V197L27 198V200L20 201V200L23 199V198H20L18 200L19 203L17 201H15V203L17 204V207L19 208V211L21 209L22 212L20 211V212L14 213L11 216L10 220L13 221V222H22V221H26L27 222V218L28 217L29 218L30 217H33V218H38L39 217L40 218V217H43L45 215L50 214L54 218L59 219V224L67 225L66 231H69L70 230V233L72 232L71 235H74L75 234L74 236L77 239V237H79V234H77V230H75V229L77 228L76 222L78 224L79 221L76 220V218H75L76 215H80V219L79 220H82V221L88 219L89 216L90 217H93V219H95V220H97V219L98 220H104V219L107 220V218H109V216H111V214L115 213L116 211H119L120 210V212L122 213L124 210H126V208H128L127 207V206H129V201H127L128 200L127 199L128 197H129V200H131V201L139 200L138 198H140V197H135L137 195H135L136 189L134 190V188H137V190H144L146 188L147 189H152V188H155L154 186L155 185L157 186V184H158L159 185L158 188L161 191H163V192H166V191H169L170 192L171 191L173 194H178V193H180V189L176 188V185L177 184H180L183 187L184 186L187 187L188 186L187 183H190L191 181L193 182V180H194L193 177L194 178L196 177L200 181L202 179L200 176H192L193 175L192 173H194L197 170V169L195 170L197 164L198 165L200 164V162L198 163L199 160L197 159V158L200 159L199 156L197 157V155H192L193 157L196 156L197 158L196 157L195 158H193V157L190 158L189 156H191V155H189L188 156L189 158H188V157H186L187 155L186 156L183 155L184 158L182 160H185V161H183L184 163H182L181 161H180L181 162L180 164L178 163L180 165V167H178V165H176L177 164V162H176L177 159H175V160L173 159L174 160L173 161V164H171L172 162L171 163L169 162L170 161V158H168L167 161H164L163 162V160L166 159L167 154H165V152L167 153V149H168V148H166L163 145V142H164V140L167 139V136L169 135V131L163 125H160L157 128H155L158 131V133H160V134L159 135L157 134V137H154L156 134H152L151 132H149L148 131V126L145 127L144 125L141 126V124H138V125L136 124V122L137 123H141V120L139 119V121H138V119L136 118V116L134 114V109L137 106H135L134 105L135 103H132V102L134 100H137L136 98H138V100L140 98H142L144 91L143 92H141ZM76 92H77V89H76ZM116 93L117 94L119 93L120 95L119 94L116 95ZM123 93H124V95H128V97L127 96L126 97L123 96L122 99H121L120 97H121V95H123ZM206 95H209V94L206 93L204 96H206ZM30 96L28 98H30ZM32 96H31V98H33ZM44 97L41 100H43ZM36 98H34V99L36 100ZM66 98H69L70 99V96H66ZM31 102H28L27 103V106L30 107V105H31L32 108L35 107V106H33V104H31ZM46 102L49 103V105L51 107ZM41 103H43V104H41ZM70 103H71V105H70ZM74 103H76V105H74V107L75 106L77 107L78 105L79 106H82V104H83L80 101L78 95L76 97V102H73V104ZM123 103L124 104L126 103L125 106H124L125 109H123V105H124ZM127 103L130 104V105H133L134 106L133 109H132V106H130V105H129L130 108H129V106L127 108V105H128ZM214 103L215 102H212V101L210 102V100L207 101L206 102V105H203V111L206 110L207 107H210V111H211L213 109L212 106L214 105ZM68 104H69V107L70 106L71 107L73 106L72 101L70 102V100H69ZM40 105L42 106L41 107L42 110L40 109ZM136 105H137V103H136ZM120 106H121L122 109L120 108ZM29 107H27V111H28V109H30V110L32 109V108H29ZM119 108L121 109V111H120ZM218 108L219 107H216V110ZM34 109L36 110V107ZM126 109L128 111H130V109L133 110L132 115L130 114V117L133 120L131 122L132 124H128L124 120V118L122 117V112H124ZM30 110L28 112L31 115L35 113V111L32 112L33 109H32L31 112H30ZM48 110H50V111H48ZM25 111H26V109L23 110V112H25ZM19 112H22V111L19 110ZM48 112L50 114V118H49ZM59 112L61 114V111H59ZM2 113H4V112H2ZM29 115L26 117L27 119L29 118V121H27L25 119L28 124L30 123L31 120H32V124H35V125H38V122L39 121H40L39 123H41V120H40L41 117L38 120V119H36V117L34 118V115L35 114L32 115V116H29ZM55 117L56 118H59L60 117L59 118L60 121H58L56 119L58 121V122L57 121L55 122L56 124L53 123L54 122V119L53 118H55ZM32 118H34V119H32ZM80 118H81V116H80ZM112 119H115V120H112ZM117 119H118V121H117ZM33 120H35V121L33 122ZM51 120H53V121H51ZM50 121L52 123H50ZM43 122L41 124H43ZM70 122H67V123L69 124ZM57 123H58V125H57ZM61 123L63 125H65V126H67V127L64 126L65 128H62L61 127L62 126ZM28 124H27V126L31 125V123L29 125ZM35 125H33V126L31 125L32 128L30 127L28 129L29 130L28 131V134L29 135H32L33 136V134H34L33 130L36 128L35 130L38 131V129L40 128L39 127L40 125H38L36 127H35ZM33 127H34V129H33ZM107 128H109V127H107ZM42 129H43V127H42ZM188 129H189V127H188ZM188 129L185 130L183 128V129H181V132L180 133L178 132L181 135L180 142H182L183 144H186V140L184 138L187 137V136L190 137L189 134L190 133L192 134L193 131L196 134L193 133V135H195V136H192L191 135V139L194 137L195 138V141L198 138H200V137L202 138V135L204 134L203 133L204 131L201 132V131L194 130V129H191L192 130L191 131L189 129L190 130V132H189ZM51 131H53V132H51ZM196 131H198L200 133H203V134H199ZM48 132H50V133H48ZM41 133H44V132L42 131ZM41 133H40V135H44V134H41ZM108 133H110V134H108ZM150 133L152 135H150ZM207 133H208L207 135H209V132H207ZM53 134L49 135V136H51V139H53L52 138V135ZM197 134L199 135L198 137H196ZM45 135H44V138L42 136V138L44 139L43 141H45ZM59 135H60V137H59ZM204 136H206V134ZM47 137L48 136H46V138ZM27 139H28V137H27ZM51 139L48 140V141H50V142L52 141L53 142V140H51ZM168 139H170V137H168ZM55 140H54V142H55ZM106 140H107L108 144L106 143ZM54 142H53V144L52 143L51 144L54 145ZM109 143H110V145H109ZM175 143H177V142H175ZM16 145H19V146H22V147H18L17 146V149H16V148L13 147V146L16 147ZM58 145H57V147L59 149L60 147ZM178 145L175 146V145L172 144V146L174 147V148H172L173 153L179 152V150L182 148L181 147L182 145H180V147H178ZM54 146H56V144ZM175 147H176V149H175ZM260 147L262 148V145ZM25 148H26V151H25ZM81 150H84V151H81ZM174 150H176V151H174ZM30 152H32L33 155ZM138 155H140V156L147 155L148 156V160H146L145 163H141L142 162L141 160H137V156ZM52 157H54V158H52ZM185 157L187 159H185ZM249 157H248L249 158L248 160H252L251 159L252 156H249ZM195 159H197V161H194ZM202 159H200V161ZM261 159L263 160L264 157H261ZM75 160L77 161V163L75 162ZM248 160L247 159H245V160L244 159H241L240 166L238 165L232 172H230L229 174H227L226 177L222 181H220L216 186H214V184H216L214 182L212 184H211V182H210V184L207 183L206 178H204L203 185H200L201 187H204L205 186L204 189L201 188L204 191L201 190V189H199L200 188L199 186H196L197 187L196 189L200 190V194H202V196H201V198L198 199V201H195L197 203L193 206L192 209H190L191 211H190L189 214H191V215H188L187 216L188 218H186L188 220V222L190 221V223H188V222L187 223L193 227L192 228L190 226L192 228V231H194V232H190L191 230L190 231H187V230H185L183 228L176 227V226H174L172 224H169V223H165L164 220H160L158 218H155V216H152V215H150V220H145V221H142V218L141 217H138L137 215H130L129 218H128V220H127L128 223L130 224L129 228H126L122 232H120V231H110L109 232L108 231V233H104V235L111 236L112 238H113V236L114 237H116V236L118 237L119 235H121L123 237H126L128 239L133 240L136 243V247L138 248V251H139L135 255L136 256L135 257V260H136L137 264H158L160 262L162 263V260L163 259H168V258H171V260H172L171 263H174V264H185V263L190 262L191 259H192V257L200 258V260H201L200 264H209V263L210 264H216L217 261H219L218 263H220V264H233L234 259L238 256L237 255L238 254L237 252H241L242 250L243 251L244 250H249L250 252H252L254 254H257L255 252L251 251L250 249H247V246H244L245 244L242 243V241H240L239 239L235 238L234 236H230V234L227 235L228 233L226 234L225 233L226 231L224 232L221 229H220L221 230L220 231L219 229L217 230L214 227V226H216V219L218 218L217 216L222 217L221 215H223L222 210H227L226 212L229 213V214L228 215L226 214V215H227V217L230 216L231 220L233 219L235 221H238L240 219H246L247 218L248 215H247L246 212H244V208H245V205H249V203H248L249 201H247L246 199L251 195V191H252L251 187H254V185L251 183V181H252L251 178L254 176L253 175V172H252V169H253L254 166H256V168H255L256 170L259 169V167H257L258 165H256L259 162V160H258L254 164V166H252L250 168L251 171L248 170V172L250 171V174L240 173L244 169V167L246 165H248V163L250 162ZM247 161H248V163H247ZM6 162H7V164H6ZM10 162H12L13 165H11ZM166 162L167 163L169 162L170 164L168 163L169 164L168 165ZM260 162H259V164H260ZM56 163H57V165H56ZM203 163H205V161ZM242 163L244 165V166L242 165L243 168H241L242 167L241 166ZM73 164H75V165H73ZM192 164L193 165L196 164V166H193ZM54 165H56V166H54ZM145 165H147L148 167H152V166L153 167L152 168H148ZM170 165H172V166H170ZM1 166H2V168H1ZM12 166H14V167H12ZM75 166L76 167L78 166L77 168H79L78 169L79 171L77 169H73V167H75ZM144 166H145V169L142 168ZM174 166L175 167L177 166V168H181L182 170L181 169H178V171H177V168H175L176 171H174L173 170V167ZM146 168H148V169H146ZM189 168H193L194 171L193 170L190 171L191 169L189 170ZM197 168H198V166H197ZM97 169L99 171L98 172H95V171H97ZM186 169H187V171L189 173L192 172V173H190L191 175L188 172L185 173L184 175L182 174L183 171H185ZM255 169L253 170L254 172H256ZM15 170H18V171H15ZM141 170H143L144 172L146 170H149L148 171L149 174H147L148 176L145 175L144 172H142ZM179 170H181L182 172L179 171ZM136 171H138V174H137ZM172 171L175 172V174L173 172L174 176L172 175V173L169 174V172H172ZM86 172H88V173H86ZM105 172H106V170H105ZM99 173H100V175H102V174L103 175L100 176ZM127 173L125 175L124 174L123 175L125 177H127ZM135 173H136V175H135ZM167 174H169L170 176H168ZM179 174H182L183 176L181 175L182 177H180ZM242 174H244V175L246 174L247 176L249 175L250 177H247L246 175L244 176ZM121 175H122V173H121ZM142 175H144V176H142ZM171 175L174 178L175 177L176 178L177 177L178 178L180 177V180L181 181L187 180L186 181V184H185V182L184 183L183 182L181 183L180 180H178L179 183H177L178 181H175L176 183L173 182V181H171V179H170ZM20 176L22 178H19ZM131 176H133L134 178H132ZM139 176L141 177V179H139ZM189 176H192V178L189 177ZM74 177H76L77 180H75ZM249 178L251 179V181H249ZM258 178L259 179H257V181H260L262 179L261 176H258ZM138 180H139V182L141 184L140 183L139 184L137 183ZM154 180H155V182H154ZM237 180L240 181V182H238ZM128 182H131L132 184L131 183L129 184ZM245 182H247V183H245ZM191 183H190V186L191 185L194 186L193 185L194 183L193 184H191ZM238 183L241 184V187H243L245 185V187H243V188H246V189H243V191L245 190L246 192H248V193L243 192V191H242L243 193H240L239 192L241 194V195L239 194L240 195V198H239L238 195L232 196V194H231V193H234L233 192L234 191L233 190L234 189V186H236V185L238 186ZM259 183H257V184H259ZM261 183L263 184L262 181H261ZM127 185H129V186L131 185V187H129ZM248 185H251V186H248ZM121 186L122 187L123 186H125V187L127 186L129 188H127V187L126 188H124V187L122 188ZM228 186H231V187L228 188ZM237 186L235 187V189L237 188ZM212 187H214V188H212ZM131 189L133 191L130 194ZM0 190H2V184L1 183H0ZM128 190H130V191L128 192ZM241 190H242V188H241ZM137 192L139 193L140 191H137ZM184 192H185L186 195L188 194L185 190H184ZM132 194H134V195H132ZM123 196L125 198L127 196V198L125 199ZM138 196H141V194H138ZM227 196H229L228 199H227ZM241 196H242V199H245V197H247V198L245 200L241 201ZM15 197L16 196H13V199ZM130 198H132L133 200L130 199ZM238 198L240 200H238ZM26 202H27V204H26ZM144 204H146L145 207H147V206L150 205V204L145 203V202H144ZM23 205L24 206L25 205H29V207H30V205H33L34 209L32 211H34V212L33 213H28V210L26 211ZM211 205H212V207H211ZM149 207H147L146 209H151L152 207L154 208V206H152V205H150ZM211 208H212V210L214 212V213L210 212V215H211L212 218H213V215H216L215 210L218 209L219 210L218 211L219 213L216 215L217 218L214 216L215 221L212 220V222H211V220L208 219L209 220V224H208V220L206 221L205 218H206V215H207V217L209 216V212L208 211H211ZM215 208H217V209H215ZM237 209H238V211H237ZM200 212H201V214H200ZM147 214H148L147 212L146 213H143L142 214V217L143 216H147ZM92 215H94V216H92ZM224 216H225V214H224ZM249 217L250 218H247V221L248 222H246V230L248 232L249 231H254V232L255 231H259L260 227L262 225H264V216L257 215V216H254V217L253 216L252 217L249 216ZM2 219L4 220L5 223H7V221H8V223H10V220L7 219L6 217H4ZM157 220H159V221H157ZM201 220H203V221H201ZM136 221H139L140 222V225H139V227H136L135 228V227H133L131 225H135ZM182 221H184V220H182ZM213 221L215 222V224H213L214 223ZM141 222H143V224ZM38 224L39 223L37 221L36 222H34V221H30L29 222L28 221V226H29V228H32V229L37 228L38 227ZM166 224H169V225H166ZM74 225H76V226H74ZM210 226H212V227H210ZM57 227L58 226L55 225V226H53V229H56ZM213 227H214V229H213ZM196 228L199 231H196ZM216 228H219V227L216 226ZM200 230L202 231V233H201ZM49 232H51V230ZM199 234H201L202 237ZM58 235H60V234H58ZM206 235H207V237H206ZM67 237H69V236H67ZM67 237H65V239H67ZM54 238L55 237H52L49 241L51 242ZM57 238H59V236H57L56 239ZM230 238H233V240L230 239ZM78 239L81 240L80 237ZM207 239H209V240H207ZM217 239H218V241H217ZM84 240H87V239H84ZM236 240H237V242H236ZM19 241H22V240H19ZM8 250H11V248H9V246H7L6 243H3L2 244V242L0 240V252H2V251L3 252H8ZM199 250H200L201 253L199 252ZM106 251L107 250H105V248H102V249L93 251L92 254H90L91 256L89 255L88 259H86L85 262H89V263H92V264H107V262H104V260H103V258H105V255L107 254ZM113 253L114 254L108 256L109 259H111V260L112 259H114V260H117V259L125 260L124 258H122L124 256V254L117 253V252H113ZM247 256H248V262H247V264H250L253 260H256L257 261L259 259V258H257L254 255H250V254L248 255L247 254ZM20 258L21 257H19V256H14L13 257V260L20 261L21 260ZM259 260L257 262H259ZM164 262H165V260L163 261V264H166ZM169 262L170 261H168V263ZM260 262H261V260H260ZM260 264H263V263L261 262Z\"/></svg>",
	"mask_w": 264,
	"mask_h": 264
},
{
	"label": "built area",
	"instance_id": "built-area-1",
	"mask_svg": "<svg viewBox=\"0 0 264 264\" xmlns=\"http://www.w3.org/2000/svg\"><path fill=\"white\" fill-rule=\"evenodd\" d=\"M250 264H260V263H257L256 260H253Z\"/></svg>",
	"mask_w": 264,
	"mask_h": 264
}]
</instances>
